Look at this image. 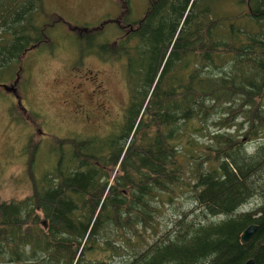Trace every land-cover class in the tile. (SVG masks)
Masks as SVG:
<instances>
[{"label":"trees","instance_id":"1","mask_svg":"<svg viewBox=\"0 0 264 264\" xmlns=\"http://www.w3.org/2000/svg\"><path fill=\"white\" fill-rule=\"evenodd\" d=\"M45 17L43 0H0V81L46 40ZM133 23L117 46L90 34L95 52L124 61L121 127L55 140L31 194L0 200V264H264V0H148ZM236 121L237 135L220 131ZM191 131L208 139L185 149L199 211L180 210L148 241L138 228L158 231L154 200L188 182L175 144Z\"/></svg>","mask_w":264,"mask_h":264},{"label":"rangeland","instance_id":"2","mask_svg":"<svg viewBox=\"0 0 264 264\" xmlns=\"http://www.w3.org/2000/svg\"><path fill=\"white\" fill-rule=\"evenodd\" d=\"M43 2L48 14L42 18L47 26L46 40L22 55L13 78L0 81L7 86L15 82L17 94L21 97L20 105L0 86L1 201L18 200L31 194V174L40 180L56 163L58 151L54 147L55 140L74 135L106 138L118 132L128 103L124 61L108 60L101 50L99 54L95 52L93 35L90 34H96L114 46V38L130 29L126 24L133 29V22L143 17L148 6V0ZM103 18H118L126 28L122 29L114 22L100 26ZM7 73L11 76L12 71ZM21 107L26 109L25 112ZM235 123L231 129L221 128L220 131H231L237 135L240 132L236 131L237 121ZM202 124L198 119L193 122L197 128ZM208 124L207 131L215 133L218 130L210 122ZM200 132H188L175 144L178 160L183 165L181 177L188 182L176 187L170 193V200L168 194H162L161 203H158L159 196L154 200L160 209L154 222L158 231L153 233L152 229L138 228L148 241L158 237L170 219L180 214V210L189 212L195 208L196 212L199 211L190 198L193 195L189 186L194 181L190 171L193 160L186 156L185 149L201 151L208 139ZM191 140H195L197 146H193ZM259 142V139H254L249 146L256 147ZM115 171L112 175L119 173ZM46 183L48 181L42 185ZM254 203L251 200L241 208L251 209ZM132 250L125 245L124 252ZM105 255L97 251L90 258L103 260Z\"/></svg>","mask_w":264,"mask_h":264},{"label":"water","instance_id":"3","mask_svg":"<svg viewBox=\"0 0 264 264\" xmlns=\"http://www.w3.org/2000/svg\"><path fill=\"white\" fill-rule=\"evenodd\" d=\"M15 84V82L11 85V86H7L5 84L2 85V87L4 88L5 91H11L13 93L16 92L15 87L13 86ZM16 95V100L17 103L21 105V98L18 94ZM257 230V225L252 223L249 224L241 233L240 235V240L242 243L246 242L247 240H249L252 235L255 233V231ZM243 264H255V261L253 258H249L247 259Z\"/></svg>","mask_w":264,"mask_h":264},{"label":"flooded vegetation","instance_id":"4","mask_svg":"<svg viewBox=\"0 0 264 264\" xmlns=\"http://www.w3.org/2000/svg\"><path fill=\"white\" fill-rule=\"evenodd\" d=\"M118 18H120V16H119ZM118 18H106V19L103 18V19H101L102 21L100 22V26H103V24H104V23H107V22H114L115 24H118L120 27H122V29H125L126 27H125V26H122V25L120 24L121 20L118 19ZM126 25L130 26V29L128 28V29L124 30L122 34L117 35V36L114 38V41H113L114 46H117V44L119 43V41L122 40V39L128 34V32L132 30V27H131L130 24H126ZM34 47H36V46H34ZM30 49H31V48H30ZM94 82H95V76H94ZM13 83H14V82H13ZM13 83H12V84H13ZM3 84H4V83H0V86L2 87ZM12 84H10L9 86H11ZM13 86L15 87L16 92H15V93H13V92H11V91H7V92H8L9 94H12V95L16 98V95H15V94H17V84L15 83ZM2 88H3V87H2ZM3 89H4V88H3ZM100 95H101V94H100ZM20 98H21V97H20ZM103 104H104V103H103ZM21 109H22L24 112H25V110H26L24 107H21Z\"/></svg>","mask_w":264,"mask_h":264}]
</instances>
